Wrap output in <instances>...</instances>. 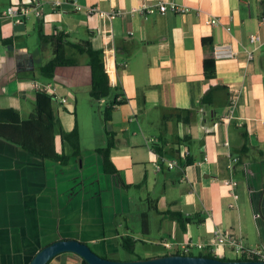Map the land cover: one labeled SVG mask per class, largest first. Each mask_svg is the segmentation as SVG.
Masks as SVG:
<instances>
[{
    "label": "crops",
    "instance_id": "obj_1",
    "mask_svg": "<svg viewBox=\"0 0 264 264\" xmlns=\"http://www.w3.org/2000/svg\"><path fill=\"white\" fill-rule=\"evenodd\" d=\"M162 2L189 10L160 11ZM16 4L33 5L42 14L33 11L16 21L4 14ZM144 4L156 11L142 9ZM91 6L119 13L103 17L89 12ZM263 17L264 0H0V109L28 119L40 91L33 81L49 84L58 119L54 149L71 156L63 163L0 136V264H29L62 238L124 259L121 237L127 234L142 242L143 258L151 257L174 253L194 238L206 241L216 227L240 233L247 246L261 248L264 259ZM39 28L73 42L89 40L102 50L113 93L101 101L126 99L106 124L117 174L104 171L97 150L108 133L104 145L82 147L79 114L96 103L87 55L44 76L41 67L53 46L40 43ZM254 33L260 35L255 43ZM206 57L216 59L217 74L209 81ZM211 85L218 88L214 104L207 105L202 98ZM76 125L82 148L77 156L60 133ZM245 143L249 149L243 152ZM185 147L187 157L181 156ZM173 159L178 165H171ZM229 178L234 185L225 183ZM168 212L194 220L184 228ZM165 239L173 248L161 244ZM228 250L219 256L228 257ZM47 264L87 263L63 252Z\"/></svg>",
    "mask_w": 264,
    "mask_h": 264
},
{
    "label": "trees",
    "instance_id": "obj_2",
    "mask_svg": "<svg viewBox=\"0 0 264 264\" xmlns=\"http://www.w3.org/2000/svg\"><path fill=\"white\" fill-rule=\"evenodd\" d=\"M40 43H52L53 56L41 67V73L46 77H53L56 69L60 66L77 65L79 62L78 55L85 54L88 57V65L91 68L92 83L90 96L93 100H101L113 93V87L110 83L109 74L105 68L103 52L96 49L92 42L84 40L81 42H73L66 40L63 34L48 35L45 34L42 28H39ZM9 40H6L8 42ZM204 45H212L211 38H203ZM71 50V52H69ZM203 72L207 81L216 77V59L214 57H206L203 62ZM217 86L211 85L204 94L202 101L204 104H214V92ZM119 95L114 96L112 104L105 109L106 122L112 119L113 111L116 105L126 101L125 98L118 100ZM191 112V111H190ZM185 121H190L186 118ZM58 119L54 108V96L46 91L40 90L37 93L35 111L28 119H22L20 114L14 109H0V136H3L22 147L40 154L44 157H50L54 160L68 163L71 156L65 153H59L54 149V132ZM60 133L63 140H67L74 148L73 155H80L81 148V133L79 126L76 125L73 130L67 131L60 128ZM108 139L105 146L98 148V152L103 158V168L107 173H118V169L110 158V149L114 145L113 134L109 131ZM243 152L248 151L249 147L245 143L242 147ZM264 154V153H263ZM156 208V207H155ZM173 218L177 219L182 227H186L188 223L194 220L193 216H184L181 212H168ZM142 226L144 232L148 233L150 228L148 213L142 214ZM121 244L124 250L130 254L136 252L137 240L131 234L122 235ZM181 254L179 250L176 252ZM169 254V253H166ZM191 255H196L193 252ZM199 255L218 257L221 259H232L228 257L214 256L210 253L199 252ZM81 257V256H80ZM82 258V257H81ZM139 258H143L139 256ZM239 259H247L239 258ZM253 259H261L255 256ZM85 261V260H84ZM87 263V262H86ZM88 264V263H87Z\"/></svg>",
    "mask_w": 264,
    "mask_h": 264
},
{
    "label": "built area",
    "instance_id": "obj_3",
    "mask_svg": "<svg viewBox=\"0 0 264 264\" xmlns=\"http://www.w3.org/2000/svg\"><path fill=\"white\" fill-rule=\"evenodd\" d=\"M143 8H146L151 12L156 11L155 7H150V6H147L145 4L142 6V9ZM88 9H89L88 11L91 13L99 11L98 8L94 7V6H91ZM168 9L173 10L174 12H185V11L189 10L188 7L179 5L175 2H169V3L162 2L159 5L160 11H166ZM33 11L38 16H41V14H42V11L40 8L34 7L33 5H30V4L11 5L7 8V10H5L4 14L15 17L16 21L20 22L23 20L24 16L29 15ZM99 13L103 17H105V16H112L113 14H116L119 12L99 11ZM262 20H264V17ZM212 22L216 23L217 20L212 19ZM0 35H1V31H0ZM250 40L254 43L258 42L260 40V35L254 33L250 36ZM33 86L37 90H46V91H48L49 87H50L49 84H42L36 80L33 81ZM121 99H122V97L119 96L118 100L120 101ZM61 101L66 102L67 98H62ZM188 154H189V150H188V148L185 147L183 149V151L181 152V156L187 157ZM236 160H237V158H234L232 160V162L236 161ZM170 163H171V165H178V161L175 159L171 160ZM230 165H232V164H230ZM157 167H158V169L161 168V164L158 163ZM225 183L234 185L235 181L233 180V178H229V179L225 180ZM161 244L167 249H171L174 246L173 243L167 239L163 240L161 242ZM177 248L181 252V254H190L191 252H193L196 249V250H199L200 252L205 251V252L210 253L214 256H219L222 254V252H221L222 249L229 248L236 254V256L238 258L246 257L247 259H253L255 256H258L262 259V257H263V252H262L261 248H259V247L254 248V247L247 246L240 233H237L232 229H224L221 227H216L212 231V236L206 241H204V240H198V241L188 240V241H185V242L178 244Z\"/></svg>",
    "mask_w": 264,
    "mask_h": 264
},
{
    "label": "water",
    "instance_id": "obj_4",
    "mask_svg": "<svg viewBox=\"0 0 264 264\" xmlns=\"http://www.w3.org/2000/svg\"><path fill=\"white\" fill-rule=\"evenodd\" d=\"M63 252L81 256L88 264H264V259H221L205 255L169 253L136 259L103 256L89 243L76 238L58 239L40 249L29 264H47Z\"/></svg>",
    "mask_w": 264,
    "mask_h": 264
},
{
    "label": "rangeland",
    "instance_id": "obj_5",
    "mask_svg": "<svg viewBox=\"0 0 264 264\" xmlns=\"http://www.w3.org/2000/svg\"><path fill=\"white\" fill-rule=\"evenodd\" d=\"M93 101L96 103L92 105V108L89 112L87 113L80 112L79 114L80 117L79 123L80 126L82 127V147L86 149L97 147L99 145L100 146L104 145L107 136L106 134L107 122L105 120V109L108 106V104L101 100H93ZM137 229H140V226ZM194 240L198 241L197 238H194ZM147 245H151V244L147 242ZM163 250L170 251L164 248L162 249V251ZM199 252L200 251L196 249L193 251V253L196 255L199 254ZM203 253H207V252L204 251ZM144 254H145V250L142 247V242L138 241L136 252L133 254L124 252L123 257L124 259H136L139 258V256L143 257ZM227 254L229 258L232 259L237 258L236 254L233 253V251L231 250H228Z\"/></svg>",
    "mask_w": 264,
    "mask_h": 264
}]
</instances>
